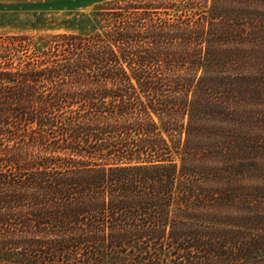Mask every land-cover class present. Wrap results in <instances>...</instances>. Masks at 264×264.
I'll return each instance as SVG.
<instances>
[{"label":"trees","instance_id":"trees-1","mask_svg":"<svg viewBox=\"0 0 264 264\" xmlns=\"http://www.w3.org/2000/svg\"><path fill=\"white\" fill-rule=\"evenodd\" d=\"M120 2L0 34V263L264 264V0Z\"/></svg>","mask_w":264,"mask_h":264},{"label":"rangeland","instance_id":"rangeland-1","mask_svg":"<svg viewBox=\"0 0 264 264\" xmlns=\"http://www.w3.org/2000/svg\"><path fill=\"white\" fill-rule=\"evenodd\" d=\"M109 1L111 0H64L59 8L53 7L54 9L51 11H45L41 14H39L40 11H37L36 17L29 19L0 15V34L12 31L23 33L26 31L28 36L34 37L58 32L90 34L101 29L100 20L94 16L98 9L122 6V2H120L122 0ZM118 2L119 5L116 4ZM31 23H34L33 26ZM177 162H179L178 158Z\"/></svg>","mask_w":264,"mask_h":264},{"label":"crops","instance_id":"crops-1","mask_svg":"<svg viewBox=\"0 0 264 264\" xmlns=\"http://www.w3.org/2000/svg\"><path fill=\"white\" fill-rule=\"evenodd\" d=\"M64 0H0V15L15 18H35L36 12L39 14L59 8ZM101 3V2H100ZM98 4V3H97ZM33 26L34 23H31ZM7 33H23V32H7ZM26 33V31H24Z\"/></svg>","mask_w":264,"mask_h":264}]
</instances>
